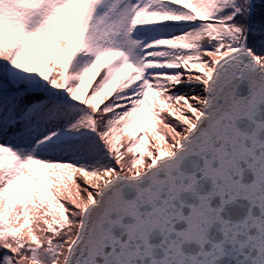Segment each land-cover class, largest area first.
<instances>
[{"label": "snow or ice", "instance_id": "6c2138e0", "mask_svg": "<svg viewBox=\"0 0 264 264\" xmlns=\"http://www.w3.org/2000/svg\"><path fill=\"white\" fill-rule=\"evenodd\" d=\"M0 264H264V0H0Z\"/></svg>", "mask_w": 264, "mask_h": 264}]
</instances>
